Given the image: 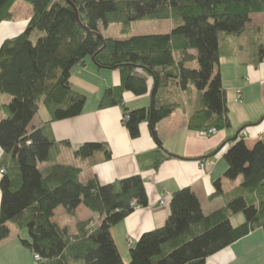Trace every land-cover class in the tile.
<instances>
[{
  "label": "trees",
  "instance_id": "1",
  "mask_svg": "<svg viewBox=\"0 0 264 264\" xmlns=\"http://www.w3.org/2000/svg\"><path fill=\"white\" fill-rule=\"evenodd\" d=\"M18 1L30 7L32 17L22 34L0 47V98L9 99H0V242L10 238L12 224L27 233L28 239L18 238L33 264H207L255 231L264 232V140L249 145L237 136L224 156V178H242V183L227 193L219 179L209 198H222L225 205L205 215L191 188L176 191L166 224L129 244L126 262L112 230L135 209L149 206L144 179L82 184L81 169L57 163L62 145L69 143L56 142L51 131L52 123L83 113L87 97L75 90L71 77L87 60L100 70L121 73L122 83L103 93L99 107H121L132 139L149 123L157 143L153 169L174 157L157 138L156 127L183 108V93L195 89L200 94L201 108L190 115V130L231 129L220 61L235 55L230 37L242 36L252 15L264 13V0H69L85 28L67 0H0V25L13 20ZM143 21H171L173 28L167 34L123 40L103 36L102 29L112 25L129 35ZM257 57L259 66L263 43ZM125 93L150 95L151 107L129 109ZM41 107L50 120L30 128ZM231 142L197 161L206 162ZM101 151L111 157L102 144H86L75 156L88 159ZM44 163L51 164L46 171L40 169ZM81 206L99 216L100 223L79 220ZM59 208L76 219L77 234L54 221ZM238 215L245 221L235 226Z\"/></svg>",
  "mask_w": 264,
  "mask_h": 264
},
{
  "label": "crops",
  "instance_id": "2",
  "mask_svg": "<svg viewBox=\"0 0 264 264\" xmlns=\"http://www.w3.org/2000/svg\"><path fill=\"white\" fill-rule=\"evenodd\" d=\"M12 14V21L0 25V47L6 40L22 34L32 17L30 7L21 1L16 3ZM251 21L242 36L230 37L236 53L234 56L222 58L219 66V73L228 96L231 129L217 131L209 137L190 130L189 117L201 108L200 94L195 89L183 93V108L175 111L156 127V136L162 146L174 155L173 158L164 161L158 169H153L155 160L152 156L157 151V143L149 123H143L140 137L132 139L123 124L121 107L108 109L99 107L103 93L122 83L121 73L100 70L92 60H87L84 67L73 70L71 77L73 87L87 97V103L80 116L51 124L55 141L69 143L68 146L62 145L57 163L81 169L82 184H87L92 179H97L102 185L134 176H141L144 179L149 206L135 209L112 230L117 247L126 262L130 256V241L136 244L145 233L160 229L166 224L171 214L172 196L176 191L191 188L201 202L204 214L209 215L225 205L222 198L214 202L209 201L215 191V181L221 179L223 189L227 193L234 191L242 183V180L238 183L224 178L228 168L224 156L233 145L231 141L237 136L241 139L240 135L244 130L248 133L244 141L249 145L261 141L264 136V61L259 66L255 64L259 45L264 44V13L252 15ZM159 23H168L167 31L154 35L167 34L173 28L171 21ZM0 99L1 103L9 100L4 96ZM124 102L131 110L147 109L151 107V96L136 97L131 93H125ZM49 120L50 114L41 107L30 128L40 127ZM228 141L231 143L219 153L220 157L216 159V164L208 166L206 170L202 169L197 159L211 154ZM86 144L104 145L111 152V157L107 159L105 152L101 151L88 159L77 158L75 153ZM2 154L0 149V159ZM50 166L51 164L44 165L42 171H46ZM1 178L0 172V180ZM164 200L165 204L162 205L161 202ZM77 216L81 221L94 219L96 223H100L99 216L90 213L84 206L78 208ZM65 218L69 219L68 224L62 223ZM54 221L67 228L72 235L77 234L76 219L69 216L63 208L55 211ZM21 233L27 235L25 231H18L14 236L12 230L10 238L0 242V251L9 247L10 251L4 257L8 259L21 248L18 260L13 264H33V256L21 245L18 238ZM234 247L236 244L211 257L207 264L236 262L238 257L233 251ZM25 255L28 258L23 259Z\"/></svg>",
  "mask_w": 264,
  "mask_h": 264
},
{
  "label": "rangeland",
  "instance_id": "3",
  "mask_svg": "<svg viewBox=\"0 0 264 264\" xmlns=\"http://www.w3.org/2000/svg\"><path fill=\"white\" fill-rule=\"evenodd\" d=\"M167 24L168 23L149 22V21L135 23L129 35H124L122 33V28L120 26L112 25L109 27V29H102V33H103V36L106 38L123 40V39H127L128 37H132V36H146V35L164 33L167 31L166 30ZM195 67H197V65ZM47 164L48 163L40 164V169L42 170V167ZM241 180L242 178L238 179V181L236 182L240 183ZM244 221H245L244 216L238 215L233 219V224L235 226H239ZM68 222H70L69 219L65 218L62 223L68 224ZM11 227H12V230L14 231V236H16L18 231L13 229L12 224H11ZM21 237L23 239H28V235H23L22 233H21ZM14 238L16 239L17 237H14ZM21 250H22L21 248H18L17 253L16 254L13 253L11 255L12 258L7 259L4 257L6 256V253L10 251V248L5 247L4 249H2V251H0V263L1 264L15 263L18 260V257L22 252ZM233 251L235 255L238 257V260L232 264H264V232L263 230L261 229L257 230L253 234L246 237L245 239L240 240L238 243H236V247H234ZM25 252L28 255V252L27 251ZM26 258L28 257L25 255L23 259H26Z\"/></svg>",
  "mask_w": 264,
  "mask_h": 264
},
{
  "label": "built area",
  "instance_id": "4",
  "mask_svg": "<svg viewBox=\"0 0 264 264\" xmlns=\"http://www.w3.org/2000/svg\"><path fill=\"white\" fill-rule=\"evenodd\" d=\"M239 99L241 98V95H239L238 97ZM217 133V130L216 129H212V130H209V131H206V132H201L200 134L202 136H205V137H208V136H212L214 134ZM241 139L242 140H245L247 139V136H248V133L244 130L243 132H241ZM261 140H264V136L261 138ZM220 157V154L216 155L213 159L211 160H208L206 162H199L200 164V167L204 170H206L208 168V166H214L218 160V158ZM217 159V160H216ZM162 205L165 204V200L161 202ZM130 245H133V241H130L129 242ZM36 259H39V256H35Z\"/></svg>",
  "mask_w": 264,
  "mask_h": 264
},
{
  "label": "water",
  "instance_id": "5",
  "mask_svg": "<svg viewBox=\"0 0 264 264\" xmlns=\"http://www.w3.org/2000/svg\"><path fill=\"white\" fill-rule=\"evenodd\" d=\"M67 2L75 9V11H76V16H77V19H78V22H79V24H80V26H82L83 28H85L83 25H82V23L80 22V20H79V16H78V12H77V9H76V7L74 6V4L71 2V1H69V0H67Z\"/></svg>",
  "mask_w": 264,
  "mask_h": 264
}]
</instances>
